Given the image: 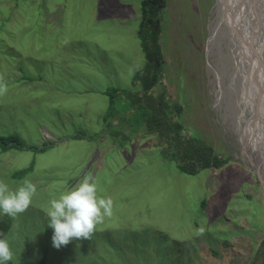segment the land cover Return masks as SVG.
I'll return each mask as SVG.
<instances>
[{"label": "rangeland", "instance_id": "374dc122", "mask_svg": "<svg viewBox=\"0 0 264 264\" xmlns=\"http://www.w3.org/2000/svg\"><path fill=\"white\" fill-rule=\"evenodd\" d=\"M228 1L224 14L219 0H165L159 14L163 64L151 94L163 100L162 128L227 160L190 175L171 156L172 140L133 126L134 116L132 125L118 124L124 137L108 133L116 122L105 118L106 91L142 88L134 78L146 61L141 0H0V75L8 85L0 135L24 146L0 149V180L13 190L25 178L37 187L26 212L0 214L14 252L8 264H263L264 191L241 160L248 149L264 155V83L251 81L256 50L246 56L233 30L232 15L250 37V0ZM80 132L84 138L69 140ZM89 172L99 195L112 197L113 215L90 240L56 249L45 209Z\"/></svg>", "mask_w": 264, "mask_h": 264}, {"label": "trees", "instance_id": "16d2710c", "mask_svg": "<svg viewBox=\"0 0 264 264\" xmlns=\"http://www.w3.org/2000/svg\"><path fill=\"white\" fill-rule=\"evenodd\" d=\"M164 7L165 0H141L140 22L137 29V37L146 61L144 67L136 73L134 78L135 83L139 84L142 88H140L141 90L138 92H133L134 89L107 90L106 93L109 97V103L105 118L106 120L111 119L108 121L114 120L116 122L114 128L111 129L112 123L109 124L107 121L108 125H110L108 133L112 135L113 140L119 138L120 135H122V137L125 136V128L121 129L118 124L120 122H125L132 125V116H134L133 126L144 124L146 125L145 130L165 138V141L171 139L173 142V144H171L173 151L171 156L179 160L177 163L178 169L185 174L193 175L201 169L210 167L218 168L227 162V160L213 155L211 149L198 139L189 138L182 141L179 136V131H169L167 128L165 131V129L162 128L164 125L163 123L166 122L164 120L165 116L162 107L163 100L155 101L154 98H152L151 92L154 85L158 82L159 75L162 74L163 59L158 44V38L161 30L159 14ZM121 98L122 100L124 99V104L120 107V110L122 114L125 113V118L120 116L117 110V107L121 105ZM81 137H85L82 132L74 133L69 140L80 139ZM160 137L159 142H161ZM53 145L54 143H49L48 145L41 146L38 150L45 151ZM11 148L22 149L24 146L19 144L16 136L0 135V149L5 152ZM23 172H26V169ZM257 250H259L262 255L264 264V237L258 244Z\"/></svg>", "mask_w": 264, "mask_h": 264}, {"label": "clouds", "instance_id": "9594fccd", "mask_svg": "<svg viewBox=\"0 0 264 264\" xmlns=\"http://www.w3.org/2000/svg\"><path fill=\"white\" fill-rule=\"evenodd\" d=\"M8 92L7 82L0 75V97ZM37 194L36 184L25 178L15 190L0 180V214L16 218L26 212ZM111 196H101L98 179L89 172L70 190L52 196L45 209L48 228L53 230L52 246L60 249L73 240L88 239L97 226L113 215ZM14 252L7 235L0 233V264L13 260Z\"/></svg>", "mask_w": 264, "mask_h": 264}, {"label": "bare ground", "instance_id": "6f19581e", "mask_svg": "<svg viewBox=\"0 0 264 264\" xmlns=\"http://www.w3.org/2000/svg\"><path fill=\"white\" fill-rule=\"evenodd\" d=\"M245 2H246V0H245ZM230 3H231V5H233V2H230L228 0H219L221 13L223 12L225 14V13H229V11H231V7L229 8ZM247 6H248L247 10L250 11L251 14L254 16L252 23H251V25L253 26L252 27L253 31H252V33H250L251 34L250 37L247 34V31H246V37H243L242 32L244 30L240 31V27H239L240 25H237L238 20H236V19L234 20V16L232 15V18H233V21L235 24L233 30L235 29V32L237 33V35H239L241 41L243 42L242 50H244V52L246 53V56L248 55V53L251 54V51L253 48L256 50L254 56L252 53V59H251L252 62L250 60L248 63L251 81H253L255 77H259L261 82L264 83V0H250V4L249 5L247 4ZM241 26H242V24H241ZM238 32H239V34H238ZM253 34H254L255 39L253 38ZM247 40L250 41L251 46H249V47H247L248 46ZM247 49H248V52H247ZM252 65H253L254 69L258 70V72H256L254 69H252V67H251ZM250 77H249V79H250ZM255 94H256V92H255ZM257 95L261 96L260 92H257ZM262 99H264V98L262 97ZM260 113L262 114V112H260ZM263 131H264V124H263ZM248 150L246 152H243V154L245 155V159L256 164L257 167L258 166L262 167L263 169L262 168L261 169L264 170L263 164L261 162L264 155H262V153H258V155H250ZM263 151H264V144L262 142L260 152H263ZM253 156H254V158H252ZM260 157L262 159H260Z\"/></svg>", "mask_w": 264, "mask_h": 264}, {"label": "water", "instance_id": "95a60500", "mask_svg": "<svg viewBox=\"0 0 264 264\" xmlns=\"http://www.w3.org/2000/svg\"><path fill=\"white\" fill-rule=\"evenodd\" d=\"M247 160V159H246ZM242 161V165H245V167H247L248 169H251L255 175L257 180L259 181V183L262 185L263 191H264V170H262L263 168L260 166H256V164L252 163L251 161ZM262 168V169H261Z\"/></svg>", "mask_w": 264, "mask_h": 264}]
</instances>
